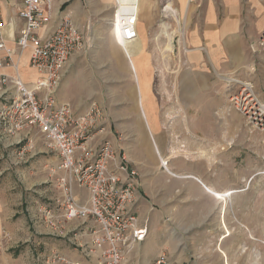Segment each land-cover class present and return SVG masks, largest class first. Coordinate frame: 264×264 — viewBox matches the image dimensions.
Here are the masks:
<instances>
[{
    "label": "crops",
    "instance_id": "obj_1",
    "mask_svg": "<svg viewBox=\"0 0 264 264\" xmlns=\"http://www.w3.org/2000/svg\"><path fill=\"white\" fill-rule=\"evenodd\" d=\"M21 1L1 0L0 12L3 23H0L2 24L0 32L6 47L11 50L10 55L17 70L15 67L7 66L0 68V72L13 77L18 74L31 88H34L42 73L30 65L31 50L21 52L17 46V38L25 24V20L19 15ZM173 2L180 13L186 11L188 13L190 26L187 44L193 49L191 55L193 58L201 55L200 50L203 46L209 50H219L218 55L222 59L231 58L239 48H244L247 43L264 32V0H192L191 3H188V0H174ZM111 3L115 6V0H53L54 21L65 12H70L76 25L84 32V21L86 24L90 21L87 20L88 18L106 9ZM149 11L148 6L144 18L141 19L140 10L139 36L140 33L144 36L151 27L147 19L150 16ZM53 24L54 22L51 25ZM90 26L88 24V28ZM48 30L49 26L41 30L40 34L45 35ZM114 37L117 44L114 45L112 53L116 56L117 62L111 60L109 72V77L113 81L109 78L107 80L102 62L92 57L87 40L83 54L71 58L66 77L57 92V100L60 103L70 104L75 113L86 112L93 103L102 106L107 121L95 131L89 146L96 148L104 140H109L118 152H126L131 161L137 165L140 195L135 211L142 221L147 220L149 230L146 240L136 245L127 255L126 264H153L162 254L169 255L172 264H200L194 258V254H188V248L193 244H188L186 241L198 240L208 233L215 241L225 242L221 243L220 247L222 249L224 245V252L230 254L231 246L227 247L226 242L231 236L228 225L233 224L232 218L226 216L227 207L224 209V201L207 188L227 194L226 197H230L232 206L235 205L237 209L242 206V202H238L237 199L248 189L244 187L240 190L234 189L231 183L220 187L216 181L206 178L204 174L180 169V162L196 159L194 152H197V149L193 144L188 147L190 151L188 153L180 147L176 148L170 137L175 128L174 124H167L160 117L161 113L179 112L180 109L177 106L168 109L159 105L158 85L152 84L154 81L162 80L159 74L147 78L138 67L143 82L142 89L138 87L132 66L134 58L136 60L134 63L137 65L140 52L146 48L143 37L126 44L125 47H122L116 36ZM124 48H127L129 53ZM6 56L7 52L0 49V59ZM185 77L184 74L178 73L172 75V81H176L172 92L175 91L173 94L182 101L196 98L200 90V78L193 76L188 79L186 85ZM11 93L15 95L16 92L13 89ZM138 96L142 98L140 103ZM143 109L146 120L142 117ZM35 134L37 133L33 135ZM38 136L40 140L33 137L35 153L39 150L43 156H39L36 160L48 169L47 179L54 186V194L49 198L47 206L54 208L56 215L61 216L56 199L61 196L57 178L63 175V171L59 170L55 173L51 171L52 167L60 163V157L55 153L46 155L43 140L39 134ZM153 142L158 152L154 151ZM0 143L14 148L20 146L15 138L3 135L0 136ZM214 143L217 144L216 141ZM162 158L168 162H177L171 165L169 163L172 173L163 170ZM214 159L216 160V157ZM238 193L241 195L239 196ZM75 194L80 202H88L89 194L85 188L76 186ZM42 207L36 215L38 220L33 215V231H26L24 235L26 237L24 243L30 240L32 243L22 248L20 254L28 257L36 256L38 264H62L47 261L56 252L79 264H99L97 257L86 256L82 251L83 247L91 242L93 232L99 228L98 224L94 220L84 222L79 219L64 220L60 217L62 227L60 231H53L52 228L39 224L43 219ZM19 213L22 214L23 211ZM27 214L30 217L28 211L24 216ZM27 228L30 229V226ZM209 261L210 264H218L221 259L218 254H209Z\"/></svg>",
    "mask_w": 264,
    "mask_h": 264
},
{
    "label": "rangeland",
    "instance_id": "obj_2",
    "mask_svg": "<svg viewBox=\"0 0 264 264\" xmlns=\"http://www.w3.org/2000/svg\"><path fill=\"white\" fill-rule=\"evenodd\" d=\"M173 1L142 0L141 19L149 6L147 19L151 27L138 38L143 37L146 48L139 53L137 65L147 78L159 74L162 79L152 82L154 86L158 85L159 105L180 109L179 112L160 114L162 121L174 124L170 136L172 144H176V148H179V142L188 147L193 144L196 151H204L207 157L210 156L208 159L194 154L196 159L180 162V169L204 174L220 187L231 183L234 189H248L242 195L238 193L242 196L237 199L242 202L239 209L232 206L230 197L227 203L221 199L224 209L227 207L226 216L233 222L228 225L231 236L226 242L227 247L231 246L230 254L224 252V245L222 249L220 247L225 242L215 241L209 233L198 240L186 241L193 244L188 248V254H194L200 264L211 263L209 254L220 256L218 264H264V118L257 120L255 110L250 111L242 102L248 93H252L264 105V53L259 46L260 36L239 48L237 53L233 51L234 55L228 59L220 58L219 50H209L206 46L201 47L199 57L193 58V49L187 44L190 26L187 11L179 12L178 21L165 11L170 2L174 4ZM113 4L83 24V33L90 44L89 52L95 60L102 62L103 72L110 81H113L109 77L111 60L117 62L112 53L117 44ZM88 24L91 25L89 28ZM168 32H174V43L166 36ZM169 42L174 50L168 48ZM177 73L186 76V85L189 78H200L196 98L182 101L173 94L176 81H172V75ZM35 137L40 140L38 134ZM21 148V145L14 148L0 143V264H36V256H22L20 250L32 243L31 240L24 243V235L26 231H33V215L36 217L40 207L47 205L54 194V186L47 179L48 169L36 160L43 153L39 150L35 153L34 147L20 155ZM129 160L139 173L134 161ZM163 170L169 173L167 169ZM27 211L30 217L29 214L24 216ZM40 223L49 227L43 219Z\"/></svg>",
    "mask_w": 264,
    "mask_h": 264
},
{
    "label": "built area",
    "instance_id": "obj_3",
    "mask_svg": "<svg viewBox=\"0 0 264 264\" xmlns=\"http://www.w3.org/2000/svg\"><path fill=\"white\" fill-rule=\"evenodd\" d=\"M140 10L141 0H115L113 25L122 47L139 38ZM19 15L25 24L17 46L21 52L31 50L30 65L42 76L31 88L18 74L13 77L0 72V133L15 138L22 146L20 155L34 148L33 134L37 133L45 151L60 157V163L51 171H63L57 178L61 196L56 199L62 215H56L54 208L44 205L41 211L45 223L53 231H60V217L84 222L94 220L99 228L82 251L86 256L97 257L99 264H126L127 255L146 240L149 230L147 220L142 221L135 211L140 195L139 173L130 164L127 153L118 152L111 141L104 140L96 148L89 146L95 131L107 121L102 106L93 103L86 112L75 113L70 104L57 100L70 60L86 50L87 38L70 12L54 21L53 0H22ZM48 26V32L41 35L40 31ZM259 46L264 53V32ZM0 49L7 52V56L0 59V68L12 66L17 70L1 32ZM13 89L15 95L11 93ZM243 99L250 111L255 110L257 120L262 121L264 117L258 113L264 105L252 93ZM236 102L242 105L239 100ZM76 186L88 191V202L78 200ZM47 261L79 264L59 252L53 253ZM153 264L172 262L162 254Z\"/></svg>",
    "mask_w": 264,
    "mask_h": 264
},
{
    "label": "bare ground",
    "instance_id": "obj_4",
    "mask_svg": "<svg viewBox=\"0 0 264 264\" xmlns=\"http://www.w3.org/2000/svg\"><path fill=\"white\" fill-rule=\"evenodd\" d=\"M165 8L168 9V16L175 17V19L178 21V18L177 17H179L178 16L179 15V10L171 2L168 4V7H165ZM164 25H166V24H164ZM168 28H170V26ZM164 29L167 31V27L164 28ZM166 34H167L166 36H168L169 41L171 40L173 42V37H175L174 32H168ZM181 34H183V32ZM168 48H170L171 50H174L173 47L170 44H168ZM125 51L127 53H129L128 50H127V48L125 49ZM132 72H133V75H134L136 81L138 82V87L141 90L142 89L143 82H142L141 77H140V73H139L138 66L134 62H133V66H132ZM141 99L142 98H140V96H138V102L139 103H140V100ZM142 111H143L142 112V117H143L144 120H146L145 119L146 118V113L144 112V109ZM258 114H259V116L264 117V106H261L260 113H258ZM183 143L184 142H179V144H180L179 147L182 148L184 152L188 153V151H189L188 148H187L188 146L186 147V145L183 144ZM153 147H154V150L155 151H157V152L159 151L157 149V147H156L155 142H153ZM194 153H196V156H201L202 158H208L209 159V157H210V156L207 157L208 155L204 151H197V152H194ZM161 162H163V165H166V167H167L166 169L170 173H172L171 169L169 168V162L167 160L163 159V158H162V161ZM205 187L207 188V186H205ZM207 189L210 190L212 193H214L219 198L223 199L224 201L227 200V197H226L227 194H224V193H221V192H217V191H215L213 189H210L209 187Z\"/></svg>",
    "mask_w": 264,
    "mask_h": 264
}]
</instances>
